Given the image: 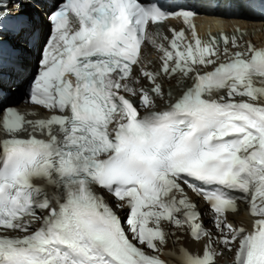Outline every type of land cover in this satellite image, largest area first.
<instances>
[{
  "label": "snow or ice",
  "instance_id": "1",
  "mask_svg": "<svg viewBox=\"0 0 264 264\" xmlns=\"http://www.w3.org/2000/svg\"><path fill=\"white\" fill-rule=\"evenodd\" d=\"M13 3L23 6L0 0V37L15 20L34 48L38 36L11 17ZM240 3L264 22V0ZM200 18L191 0H62L48 14L27 102L49 117L6 105L0 74V264H216L217 246L234 264H264V47L222 32L202 39ZM169 20L184 27L164 38L153 72L140 58L144 35ZM15 55L22 71L26 52ZM173 77L192 85L171 102L163 81ZM182 185L207 203L218 236ZM238 201L249 204L251 231L228 219ZM165 223L189 229L202 255L165 252Z\"/></svg>",
  "mask_w": 264,
  "mask_h": 264
},
{
  "label": "bare ground",
  "instance_id": "2",
  "mask_svg": "<svg viewBox=\"0 0 264 264\" xmlns=\"http://www.w3.org/2000/svg\"><path fill=\"white\" fill-rule=\"evenodd\" d=\"M13 6H16V4L14 3L12 5V7ZM28 12L30 14H34L35 19H33V21L35 23L37 31H39V37H38V41H39V40H41L40 38H42L44 35L46 25L41 20V13H39V12L36 13V11L33 8H30L28 10ZM216 25H219V24L216 23ZM219 26L223 31H229L231 28H233V29L238 28V29L242 30L244 32V35H243V37H239L238 39H242L245 41L248 39H251L255 42L260 41V40H264V22H250V21H245V20H228L227 22H225L224 25L220 24ZM249 35H252V36L250 37ZM31 57H33V56L31 54H29V58H31ZM32 67H33V65H32ZM32 67L29 65V71H28L26 77L29 75V73H31ZM26 77H25V79H26ZM178 81H180V80L177 77H174V79L170 80L169 82H167L164 85L165 88L169 87L171 93L175 94L177 97L183 93L182 91H179L178 86H176V83ZM36 185L38 187H44L45 186L43 184V182H38V183H36ZM47 190L50 192V195L54 194L55 190L53 188L47 187ZM246 210H247L246 208L241 207V208H239L238 212H236L234 214H228V219L231 221L235 220L238 222H242L244 224H248L249 230H251L254 218L250 215V213H247ZM123 214L124 215L127 214L126 210L123 212ZM207 224L210 225L208 223V221H207ZM180 232H181V230L176 228V231H174L173 236L171 238L172 239L171 247H173L171 252L176 253L177 255H179L178 250H179V245H180L179 236L181 237V235L179 234ZM184 244H185V247H187V248L190 247L194 251L197 249H201L203 247L202 242L198 243V242L194 241L190 236L186 237ZM193 250H191V251H193ZM161 259L165 260V264H176L175 260L170 259L166 256L161 257Z\"/></svg>",
  "mask_w": 264,
  "mask_h": 264
},
{
  "label": "rangeland",
  "instance_id": "3",
  "mask_svg": "<svg viewBox=\"0 0 264 264\" xmlns=\"http://www.w3.org/2000/svg\"><path fill=\"white\" fill-rule=\"evenodd\" d=\"M48 31H46L45 36L47 35ZM35 72V68L33 69V73ZM183 241H180V243H182ZM169 248L171 249V246L169 245Z\"/></svg>",
  "mask_w": 264,
  "mask_h": 264
}]
</instances>
